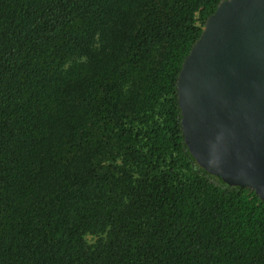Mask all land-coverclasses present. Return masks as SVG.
<instances>
[{"label": "trees", "instance_id": "obj_1", "mask_svg": "<svg viewBox=\"0 0 264 264\" xmlns=\"http://www.w3.org/2000/svg\"><path fill=\"white\" fill-rule=\"evenodd\" d=\"M220 1L0 0V264H264V204L179 122Z\"/></svg>", "mask_w": 264, "mask_h": 264}, {"label": "water", "instance_id": "obj_2", "mask_svg": "<svg viewBox=\"0 0 264 264\" xmlns=\"http://www.w3.org/2000/svg\"><path fill=\"white\" fill-rule=\"evenodd\" d=\"M183 142L204 172L264 204V0H221L176 81Z\"/></svg>", "mask_w": 264, "mask_h": 264}, {"label": "rangeland", "instance_id": "obj_3", "mask_svg": "<svg viewBox=\"0 0 264 264\" xmlns=\"http://www.w3.org/2000/svg\"><path fill=\"white\" fill-rule=\"evenodd\" d=\"M86 239H87L88 242H93L94 241V237H91V236H87Z\"/></svg>", "mask_w": 264, "mask_h": 264}]
</instances>
